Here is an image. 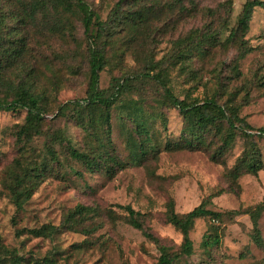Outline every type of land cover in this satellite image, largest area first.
Returning <instances> with one entry per match:
<instances>
[{
    "label": "rangeland",
    "instance_id": "1",
    "mask_svg": "<svg viewBox=\"0 0 264 264\" xmlns=\"http://www.w3.org/2000/svg\"><path fill=\"white\" fill-rule=\"evenodd\" d=\"M86 1L103 20L108 18L119 2ZM147 1L149 5L156 2L150 27L146 31L148 35L134 44V57L127 56L122 61L118 60L121 61L119 64L107 68L101 74V89L110 90L113 78L129 75L134 78L142 72L145 69L144 53L152 55L156 62L164 59L167 66L174 43L186 38L192 31L205 33L212 30L222 40L226 39L230 30L236 27L243 5L248 0H184L188 12L183 13L169 10V3L174 0ZM46 20L39 15L35 24L29 26L28 33L33 44L32 54L37 57L35 67L38 70V92L44 91L48 96L44 129L50 135L56 131L63 132V139L54 143L57 152L64 155L67 152V140L80 150L88 149L92 144L89 134L73 119L58 117L60 106H64V114H69L74 108L73 102L86 97L87 44L83 29L78 23V43L69 45L48 29L51 24ZM262 36L264 9L258 8L253 13L245 38L253 51L239 62L242 73L240 80L227 81V77H232L230 67L237 55L236 48L223 49L218 46L211 49L204 59L194 60L190 67L194 75L189 70L184 75L180 70L172 71L171 87L182 98L189 95L191 99L202 100L217 95L220 86L228 85L231 92L245 83H253L256 75H264ZM195 76L198 77L197 81H193ZM10 78L16 84L22 80L20 73H11ZM24 81L30 80L25 77ZM138 81L136 86L140 90L130 98L141 96L146 112L153 117L151 130L154 133L153 141L158 142V155H150L139 165L128 164L124 169L117 170L112 178L103 170L85 171L81 164L69 159L63 165L69 172L68 176L65 179L46 180L21 213L16 211L7 198L1 181L6 169L18 157L15 131L17 125L23 123L27 110H0V236L4 243L17 249L27 259H40L56 250L58 264H157L160 256L157 246L142 231L127 223L126 211L117 205L131 206L146 214L144 229L178 250L183 237L166 221L168 203L173 201L176 212L183 215L210 201L208 208L224 216L221 226L217 224L222 232L221 244L209 253L205 252L202 243L209 230L210 220L198 219L190 233L194 254L189 258L184 257L178 264H264V251L252 240L253 225L249 216L233 215L234 211H246L264 200V138L255 135L251 139L260 151L263 164L258 177L247 171L249 161L245 154L250 144L242 136L236 138L220 164L212 160V154L208 150L168 151L165 148L167 144L175 145L181 141L183 118L178 110L159 103L163 94L159 85ZM195 88L198 90H194ZM4 96L5 94H0V98ZM218 96L222 97L221 103L227 99L223 91ZM244 96L245 93H242L236 103L244 104ZM124 98L128 99L127 96ZM240 115L255 129L264 127V86L250 88L248 104L241 108ZM131 129L134 130V126L125 111H114L112 145L125 163L129 155L126 141ZM50 139L42 137L37 140L35 147L39 153ZM211 140L220 145L218 137H211ZM70 167L82 173V176L71 172ZM218 192L221 194L214 196ZM78 205L93 206L100 212L101 216L90 223L91 227H96L91 235L65 232L55 241L29 235L16 237V229H32L49 223L59 225L64 215ZM259 226L264 239V213ZM85 241L90 242L89 247L76 251L74 246Z\"/></svg>",
    "mask_w": 264,
    "mask_h": 264
},
{
    "label": "trees",
    "instance_id": "2",
    "mask_svg": "<svg viewBox=\"0 0 264 264\" xmlns=\"http://www.w3.org/2000/svg\"><path fill=\"white\" fill-rule=\"evenodd\" d=\"M155 6L154 1L149 5L147 0H119L108 18L103 20L86 0H0V94H5L0 98V110L7 112L20 108L27 110L23 123L17 125L15 131L18 157L6 169L1 181L7 192V198L18 213L25 210L46 180L65 179L68 176L69 172L63 168V165L65 162L68 163L69 159L81 164L85 171L103 170L112 178L117 170L124 169L128 164L139 165L149 157L158 155V142L153 141L154 133L151 130L153 117L146 112L141 96L130 98L140 90L136 86L138 80L159 85L163 91L159 103L178 110L183 118L184 129L181 141L175 145L167 144L166 150H208L212 154V160L220 164L236 138L242 136L250 144L245 154L249 161L247 171L258 177L263 164L260 151L251 139L255 135L264 138V127L253 128L245 118L241 117L240 111L248 104L250 88L264 86V75L260 77L256 75L253 83H245L241 88L231 92L228 85L220 86L217 95L202 100L191 99L189 95L185 98L176 95L170 85V77L175 70H180L183 75L189 70V73L194 75V71L190 69L194 60L204 59L211 49L220 46L223 49L236 48L237 55L230 67L232 77L231 75V78L227 77V81L240 80L242 73L239 70V62L253 51L245 40L250 29V21L256 9H264V0H248L243 5L237 25L230 30L226 39L222 40L212 30H207L205 33L192 31L186 38L174 43L173 53L169 55L167 66L164 59L156 62L152 55L144 53L145 69L134 76L136 80H133L131 75L113 78L110 90L101 89V74L107 68L116 66L127 56L134 57V44L141 38L144 40L148 35L146 31L150 27ZM171 9L182 13L188 12L184 0H174L169 3V10ZM39 15L51 24L48 29L69 45L78 43L76 23L83 29L87 44L85 57L88 66L86 97L74 101V108L69 114H64V106H60L58 117H70L89 134L92 144L88 149H77L67 140L65 147L67 152L62 155L57 152L54 141L60 138L62 140L63 132L56 131L50 135L44 129L45 115L48 114V96L44 91L38 92V70L35 67L37 57L32 54L33 44L28 33L29 26L35 24ZM51 17L53 20L50 21ZM262 38L264 40V36ZM11 73H20L22 80L16 84L10 78ZM22 74L30 81H24L25 77ZM197 80V76L193 77V81ZM221 91L227 96L223 103H221L222 97L218 96ZM242 93H245L243 98L245 103L237 104L236 100ZM125 96L128 99L124 98ZM125 100L128 102L126 103ZM117 109H123L134 126L126 141L129 152L126 163L116 154L111 140L112 117ZM42 137L51 138V142L48 140L49 143L39 153L35 143ZM211 137H218L220 145L211 140ZM70 169L76 175L82 176V173L75 171L73 167ZM221 192L214 196H219ZM209 202H204L183 215L176 212L173 201L168 203L166 221L183 237L178 250L166 245L144 229L143 221L146 214L134 210L131 206L117 205V207L126 211V220L130 226L142 231L144 236L157 246L160 255L157 264H178L184 257L189 258L194 254L190 233L198 219L210 220L209 230L202 243L205 252L209 253L221 244L222 232L217 224L221 226L224 216L209 209ZM263 213L264 200L246 211H234L233 215L249 216L253 225L252 240L264 251V239L259 226ZM100 216L98 208L78 205L64 215L59 225L49 223L32 229H16L15 234L16 237L29 235L51 241H55L65 232L89 236L96 230V227H91L90 223ZM89 245L90 242L85 241L81 245H75L74 248L76 251H81L87 249ZM57 254L58 251L55 250L40 259L33 257L27 259L20 255L17 249L7 246L0 236V264H58Z\"/></svg>",
    "mask_w": 264,
    "mask_h": 264
}]
</instances>
